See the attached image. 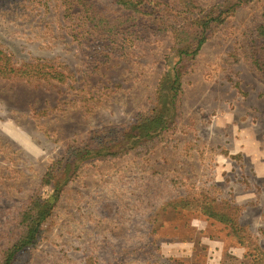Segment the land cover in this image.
<instances>
[{
	"label": "rangeland",
	"instance_id": "374dc122",
	"mask_svg": "<svg viewBox=\"0 0 264 264\" xmlns=\"http://www.w3.org/2000/svg\"><path fill=\"white\" fill-rule=\"evenodd\" d=\"M13 1L0 0L2 48L17 62L42 59L68 76L64 83L0 78V231L69 146L111 127L128 129L152 109L166 56L177 61L174 53L187 45L177 44L171 27L181 20L147 18L146 36L95 61L59 28L58 0L38 14ZM96 1L113 10L111 0ZM196 1L206 9L224 0ZM262 14L264 0H252L211 28L184 61L175 129L149 151L83 163L38 244L17 264H264V79L244 47ZM193 31L186 27L189 37ZM202 192L240 209L247 244L195 205H168Z\"/></svg>",
	"mask_w": 264,
	"mask_h": 264
},
{
	"label": "trees",
	"instance_id": "16d2710c",
	"mask_svg": "<svg viewBox=\"0 0 264 264\" xmlns=\"http://www.w3.org/2000/svg\"><path fill=\"white\" fill-rule=\"evenodd\" d=\"M50 1L38 0L42 5H37L34 0H19L22 2L19 8L29 14H38L47 10ZM174 1V8L149 0H111L107 6L113 10L101 6L96 0H58L53 6L62 9L59 28L69 29L73 39L90 50L95 61H105L109 54H118L137 39L146 36L152 29L147 18L153 19V22L162 21L163 17L169 22L171 19L181 20V26L172 23L171 27H174L173 34L177 33V44L187 42V45L174 53L177 61L172 59L170 62V57L166 56V69L156 88L152 109L137 115L128 129L111 127L93 133L81 146H69L66 156L47 167L39 189L31 194L10 220L5 221V230L0 231V240L3 241L0 246V264H17L22 254L38 244L44 225L53 216L66 187L83 163L115 159L147 148L149 151L159 143L160 138L175 129L184 61L197 54L213 26L221 25L237 9L252 0H224L206 9L196 0ZM13 2V7L18 5V0ZM37 6L42 8L38 9ZM161 6L170 10L160 9ZM188 20L191 23L183 25ZM191 25L194 28L193 38L186 33V27ZM244 47L250 67L264 79V14L252 30L245 33ZM67 76L42 59L17 62L0 45L2 79L17 78L27 83H64ZM168 205L174 209H187L195 205L202 216L229 228L241 244H247L252 239L248 230L239 224L240 209L232 202L217 200L202 192L196 196L179 198Z\"/></svg>",
	"mask_w": 264,
	"mask_h": 264
}]
</instances>
